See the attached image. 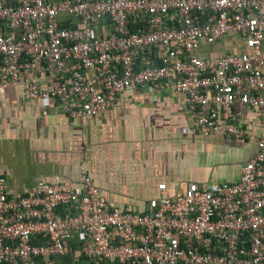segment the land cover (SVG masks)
Listing matches in <instances>:
<instances>
[{
	"label": "built area",
	"instance_id": "built-area-1",
	"mask_svg": "<svg viewBox=\"0 0 264 264\" xmlns=\"http://www.w3.org/2000/svg\"><path fill=\"white\" fill-rule=\"evenodd\" d=\"M229 36L248 52L198 56ZM10 87L71 119L127 91L180 93L194 134L240 141L241 109L264 127V0H0V94ZM256 145L238 183H190L175 199L160 185L145 212L111 207L86 169L77 186L25 195L0 177V264H264V134Z\"/></svg>",
	"mask_w": 264,
	"mask_h": 264
},
{
	"label": "crops",
	"instance_id": "crops-1",
	"mask_svg": "<svg viewBox=\"0 0 264 264\" xmlns=\"http://www.w3.org/2000/svg\"><path fill=\"white\" fill-rule=\"evenodd\" d=\"M216 44L202 41L198 56L248 52L234 37ZM36 79L41 87L56 81ZM61 109L55 100L25 101L21 87L0 94V177L11 193L25 195L40 181L74 187L86 169L111 207L145 212L160 185L175 199L190 183H238L264 134L252 109H241L247 138L228 143L219 135L194 134L186 98L157 88L124 92L114 108L94 118L71 119Z\"/></svg>",
	"mask_w": 264,
	"mask_h": 264
},
{
	"label": "trees",
	"instance_id": "trees-1",
	"mask_svg": "<svg viewBox=\"0 0 264 264\" xmlns=\"http://www.w3.org/2000/svg\"><path fill=\"white\" fill-rule=\"evenodd\" d=\"M143 18H145V17H143ZM142 19H140L138 22H136V24L135 23H131L132 24L131 25L132 32H135V31H137L138 28L142 27V25H143L142 23H144V20H145V19H143V21H142Z\"/></svg>",
	"mask_w": 264,
	"mask_h": 264
},
{
	"label": "rangeland",
	"instance_id": "rangeland-1",
	"mask_svg": "<svg viewBox=\"0 0 264 264\" xmlns=\"http://www.w3.org/2000/svg\"><path fill=\"white\" fill-rule=\"evenodd\" d=\"M229 37H232V36H229ZM226 41H228V40H226ZM214 45H218V44L214 43Z\"/></svg>",
	"mask_w": 264,
	"mask_h": 264
}]
</instances>
